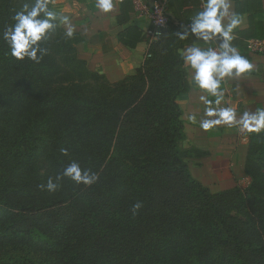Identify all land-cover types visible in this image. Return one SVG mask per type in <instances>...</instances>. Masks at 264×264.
Returning <instances> with one entry per match:
<instances>
[{
	"label": "trees",
	"instance_id": "16d2710c",
	"mask_svg": "<svg viewBox=\"0 0 264 264\" xmlns=\"http://www.w3.org/2000/svg\"><path fill=\"white\" fill-rule=\"evenodd\" d=\"M21 2L0 0V27ZM178 29L170 20L163 53L151 44L115 83L88 70L81 37L62 26L40 64L14 62L0 42V264H264V132L248 135L243 193L213 194L192 176ZM121 34L130 50L143 40L134 27ZM251 74L264 80V63ZM73 159L95 184L39 189Z\"/></svg>",
	"mask_w": 264,
	"mask_h": 264
},
{
	"label": "crops",
	"instance_id": "0c3cea01",
	"mask_svg": "<svg viewBox=\"0 0 264 264\" xmlns=\"http://www.w3.org/2000/svg\"><path fill=\"white\" fill-rule=\"evenodd\" d=\"M54 4L57 12L69 17L75 28L74 34L81 37L82 43L77 45V54L85 61L89 71L104 76L110 83H115L134 75L136 70L144 65L151 45L144 38L150 20L143 6L135 5L132 0H123L117 11L106 18L97 12L94 0H54ZM201 4L202 0H169L167 15L174 26L180 28L182 24L188 23ZM233 5L236 11L246 14L244 26L237 30L233 43L241 54L248 56L257 69L259 64L264 63V56L247 51V44L253 41L264 42V0H233ZM111 16L116 19L112 20ZM129 27L136 28L143 38L133 50L125 47L119 40L121 33ZM191 43V39L181 41L180 49L190 46ZM163 47L164 41L160 40L155 49L162 54ZM185 72L189 90L178 95L176 101L182 111L181 119L186 140L195 149L206 153L198 158V163L220 171V185L233 188L246 177L244 162L249 137L246 138L244 133L235 128L220 126L204 132L199 127V121L203 118V105L199 101L201 93L192 85L187 69ZM225 101L224 106L235 105L238 112L255 111L258 107H264V80L250 74L228 81ZM193 114L197 118L195 123L188 119L189 115ZM200 181L204 184L201 179Z\"/></svg>",
	"mask_w": 264,
	"mask_h": 264
},
{
	"label": "clouds",
	"instance_id": "9594fccd",
	"mask_svg": "<svg viewBox=\"0 0 264 264\" xmlns=\"http://www.w3.org/2000/svg\"><path fill=\"white\" fill-rule=\"evenodd\" d=\"M123 0H94L99 14L109 17L118 9ZM115 20V16L110 17ZM246 14L235 10L233 0H202L199 10L175 31L179 41L191 39L190 46L178 49L183 67L191 76V83L201 93L203 118L199 127L209 132L224 126L248 134L264 132V107L255 111L238 112L237 106H224L227 84L230 80L246 77L257 69L242 55L233 43L237 30L244 26ZM161 20L159 24H162ZM63 26V36L71 39L75 28L69 17L55 10L54 0H22L19 10L14 11L10 22L0 27V42L6 47L5 55L14 62L30 61L40 64L49 53L47 43L53 38L58 27ZM188 119L195 123L196 116ZM68 155V149H61ZM99 179L90 168L82 167L77 160H70L63 169L49 177L46 183L38 185L42 191L55 193L64 180L75 185L91 186ZM142 207L137 202L132 206L135 215Z\"/></svg>",
	"mask_w": 264,
	"mask_h": 264
},
{
	"label": "rangeland",
	"instance_id": "374dc122",
	"mask_svg": "<svg viewBox=\"0 0 264 264\" xmlns=\"http://www.w3.org/2000/svg\"><path fill=\"white\" fill-rule=\"evenodd\" d=\"M145 59H149V58H145ZM88 83H90V81ZM109 106L112 108L113 112L116 111L115 100H113ZM180 147H181V150L189 152L188 158L185 159V163L187 164L192 176L199 182H201L200 179L204 182V184L201 183L203 186L207 187L213 194H218V193L225 192L227 190L232 189V188H229L228 186L220 185L221 183V174H220L221 172L220 171L209 168V165L198 163L200 162L198 160L199 157H197L196 152L191 150L195 148L191 146L188 140H185L184 142H182L180 144ZM250 183H251V179L248 176H246L244 181H240V183L238 182L235 186H233V188L236 187L240 193H243L246 189L250 187Z\"/></svg>",
	"mask_w": 264,
	"mask_h": 264
},
{
	"label": "built area",
	"instance_id": "2783aa9c",
	"mask_svg": "<svg viewBox=\"0 0 264 264\" xmlns=\"http://www.w3.org/2000/svg\"><path fill=\"white\" fill-rule=\"evenodd\" d=\"M135 5L143 6L145 12L147 13L150 26L144 32V38L149 45L156 43L160 40L163 35L164 30L167 28L170 18L166 13V6L168 0H154L151 8L148 7L146 0H132ZM163 21L162 24H159L160 21ZM247 51L252 53H258L264 56V42L262 41H253L247 44ZM146 58H150V54H146Z\"/></svg>",
	"mask_w": 264,
	"mask_h": 264
},
{
	"label": "water",
	"instance_id": "95a60500",
	"mask_svg": "<svg viewBox=\"0 0 264 264\" xmlns=\"http://www.w3.org/2000/svg\"><path fill=\"white\" fill-rule=\"evenodd\" d=\"M148 3V7L151 8L153 5L154 0H146Z\"/></svg>",
	"mask_w": 264,
	"mask_h": 264
}]
</instances>
